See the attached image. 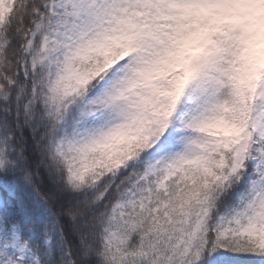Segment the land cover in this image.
<instances>
[{
	"label": "snow or ice",
	"instance_id": "6c2138e0",
	"mask_svg": "<svg viewBox=\"0 0 264 264\" xmlns=\"http://www.w3.org/2000/svg\"><path fill=\"white\" fill-rule=\"evenodd\" d=\"M0 264H264V0H0Z\"/></svg>",
	"mask_w": 264,
	"mask_h": 264
}]
</instances>
